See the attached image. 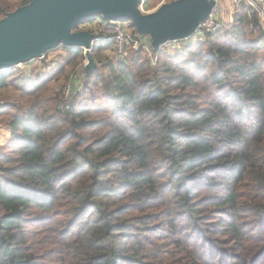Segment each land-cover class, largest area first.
<instances>
[{
    "label": "trees",
    "instance_id": "1",
    "mask_svg": "<svg viewBox=\"0 0 264 264\" xmlns=\"http://www.w3.org/2000/svg\"><path fill=\"white\" fill-rule=\"evenodd\" d=\"M30 1L0 0V19ZM89 20L109 21L79 24ZM99 31L63 109L49 84L87 58L81 47L64 45L70 56L48 74L0 71V93H19L0 97L12 129L0 264H264L259 11L243 2L222 30L155 64L132 47L118 60Z\"/></svg>",
    "mask_w": 264,
    "mask_h": 264
},
{
    "label": "water",
    "instance_id": "2",
    "mask_svg": "<svg viewBox=\"0 0 264 264\" xmlns=\"http://www.w3.org/2000/svg\"><path fill=\"white\" fill-rule=\"evenodd\" d=\"M141 0H31L0 19V71L40 57L63 40L91 51L97 35L73 32L80 20L102 15L107 20L128 19L138 33L150 35L156 47L167 39L189 37L211 7L209 0H174L158 10L142 14ZM69 43V44H68Z\"/></svg>",
    "mask_w": 264,
    "mask_h": 264
},
{
    "label": "rangeland",
    "instance_id": "3",
    "mask_svg": "<svg viewBox=\"0 0 264 264\" xmlns=\"http://www.w3.org/2000/svg\"><path fill=\"white\" fill-rule=\"evenodd\" d=\"M172 1H174V0H169L167 3L172 2ZM229 2H230V0H229ZM229 2L226 3V7L224 9V15L221 18V21L226 22V25L231 22V21L230 22L228 21V20H230L229 14L232 12L236 13L237 8L239 7V6L236 8L232 7L229 4ZM163 5H160L159 0H146L144 4L142 3V1L140 2L139 8L143 11L150 10L151 7H154L156 10H158ZM223 8H224V6H223ZM142 14H145V13H142ZM260 20L262 23H264V19H261V17H260ZM129 22H130V24H132L131 21H129ZM82 24H83L82 27H80L79 23L74 25V27L72 28V31L73 32L86 31L90 34H98V31L100 30L99 27L90 26V24L87 22L85 24L84 23H82ZM91 27H94V28L92 29ZM82 28H89V29H83L82 30ZM135 28H136V26H135ZM101 32L99 31V33H101ZM146 35H148V34H146ZM205 36H206V34H205ZM198 41H199V39H197L196 37H193L192 39H190L187 42H198ZM64 45L65 44H64L63 40H60L57 44L53 45L45 53H43L42 56L35 57L26 63H20L18 65L8 67V68H13V70L16 74L24 73V76L29 77V78H32L34 75H37V74H46V73L48 74V73L52 72L53 70L57 69L62 63H64L66 61L68 56H70V54L66 51V48L64 47ZM69 46L73 47V46H77V45L69 44ZM176 48L179 49L180 47L177 46ZM90 67H91V64H90V62L87 61V58H85V60L83 62H81V63L79 62V65L75 66L74 68L66 67V73L65 74L61 75L60 73H57L55 76V77H57V76L61 75L62 76L61 79L58 81H54V82L50 81L49 87L51 89L57 91V92H58V90H61V93L64 95L63 91L65 89V86L69 83L71 85H73L74 80L76 82L84 81V78H85L84 76L86 75V73L88 72ZM73 86H72V91L74 90ZM80 89H81V83H80V87L78 90H80ZM7 94L11 95V98L9 100L15 99L19 95V93L17 91H13V89H10L8 91L1 92L0 97L5 96ZM1 103H3V105ZM5 103H7V100L0 102V112L4 111L6 109L8 103L7 104H5ZM15 103L21 104V103H23V100L15 101ZM11 134H12V129L9 126V116L8 115H0V147L4 146L9 141V139L11 138Z\"/></svg>",
    "mask_w": 264,
    "mask_h": 264
},
{
    "label": "built area",
    "instance_id": "4",
    "mask_svg": "<svg viewBox=\"0 0 264 264\" xmlns=\"http://www.w3.org/2000/svg\"><path fill=\"white\" fill-rule=\"evenodd\" d=\"M146 0H143V4ZM160 5L166 4L169 0H159ZM211 2L210 10L207 16L201 20L195 31L187 38L183 39H167L164 42L160 43L156 47L153 46L152 40L145 44L142 37H138L137 34L133 33L128 22L124 21H116L109 20L102 23L101 28L107 34L108 39L114 40L116 42V58L118 60H125L127 50L132 47L135 50H143L147 57L151 59L152 63L155 64L157 62V53L160 51H164L166 53H177L182 50L184 44L187 43L193 37L200 39L204 36L205 33H217L222 30L223 26L226 22L221 21V18L224 15V9L226 7V3L229 0H209ZM243 2L251 4L254 6L260 14L261 19H264V0H230L229 4L232 7H238ZM224 6V8H223ZM235 13L232 12L229 14V22L234 20ZM180 47L177 49L176 47ZM87 53L85 48H82ZM91 51V50H90ZM87 56V54H86ZM87 61L88 57H87ZM72 94V85L69 83L65 86L64 89V98L60 105L63 109L64 106L70 100Z\"/></svg>",
    "mask_w": 264,
    "mask_h": 264
},
{
    "label": "crops",
    "instance_id": "5",
    "mask_svg": "<svg viewBox=\"0 0 264 264\" xmlns=\"http://www.w3.org/2000/svg\"><path fill=\"white\" fill-rule=\"evenodd\" d=\"M142 2H143V0H141ZM140 9V8H139ZM140 11L142 12V13H145V14H149V13H152V12H154V11H156V9L154 8V7H151V9L150 10H147V11H143V10H141L140 9ZM93 16V15H92ZM100 16H102V15H99V17ZM104 18V17H103ZM79 23V22H78ZM87 23H89L90 24V26H95V27H99L100 28V30H102V28H101V24H98L97 23V20H89V21H87ZM85 24V23H84ZM82 25L83 24H81L80 25V27H82ZM89 27V26H88ZM92 29L94 28V27H91ZM83 29H88V28H82V30ZM137 29V28H136ZM103 31V30H102ZM140 34V33H139ZM94 35H97V38H98V34H94ZM140 36H142V38H143V40H144V42H145V44L149 41H151L152 40V37L150 36V35H143V34H140ZM145 37V38H144ZM107 52L111 55V56H113V54H114V52L113 51H108L107 50ZM77 84H78V82H76Z\"/></svg>",
    "mask_w": 264,
    "mask_h": 264
}]
</instances>
